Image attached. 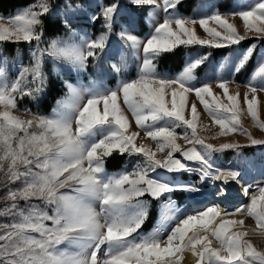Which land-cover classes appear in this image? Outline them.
Masks as SVG:
<instances>
[{
    "label": "snow or ice",
    "instance_id": "obj_1",
    "mask_svg": "<svg viewBox=\"0 0 264 264\" xmlns=\"http://www.w3.org/2000/svg\"><path fill=\"white\" fill-rule=\"evenodd\" d=\"M130 3L152 10V32L142 40L130 23L120 27L116 31L120 44L109 58L116 61L119 56L110 67L120 73L126 66L120 47L133 55L142 53L136 78L122 80L114 88L95 84L82 88L65 81L67 94L57 101L51 116L21 110L19 101L26 96L36 100L46 90V60L78 73L98 64L110 51V37L120 18L119 3L100 5L90 17L92 23L102 22L103 30L95 37L80 35L72 28L68 18L76 11L72 0L65 4L61 21L65 38L45 39L52 0H33L13 14L0 15V49L4 44H26L30 50V63H21L12 79L5 71L9 61L0 52V264H180L185 251L191 252L196 264H264V250H258L251 239L264 238V183H245L243 171L217 167L213 160L216 153L226 150L239 153L243 147L264 145V139L255 138L242 122L246 112L252 127L264 133L257 98L264 92V58L253 68L242 97L239 91L230 94L234 80L197 86V70L210 53L189 61L175 77L161 75L156 66L161 54L178 46L220 49L239 45L250 36L264 39V0L228 15L217 11L200 18L178 14L183 0ZM160 12L162 22H156ZM236 17L242 21L243 32L230 22ZM197 25L207 38L197 34ZM254 48L240 54L235 72L246 68ZM214 88L222 90V98ZM189 94H194L212 123L219 126L212 139L239 132L249 144L221 141L215 145L201 138L197 134V105L188 103ZM21 111L30 118L15 114ZM126 111L140 131H129ZM181 128L184 131L178 133ZM141 132L155 142V150L143 143L137 145ZM178 140L191 147H182ZM114 153L140 159L131 171L108 174L105 164ZM158 153L162 158H157ZM184 161L197 167L193 169ZM158 170L177 174L196 171L198 182H163L156 178ZM233 184L240 186L249 203L230 212L222 203ZM176 191L193 200L210 195L214 202L204 211L179 219L162 236L163 225L176 219L170 199ZM166 194L160 208L162 227L143 235L139 230L149 216L151 201H161ZM249 217L255 228L246 226Z\"/></svg>",
    "mask_w": 264,
    "mask_h": 264
},
{
    "label": "rangeland",
    "instance_id": "obj_2",
    "mask_svg": "<svg viewBox=\"0 0 264 264\" xmlns=\"http://www.w3.org/2000/svg\"><path fill=\"white\" fill-rule=\"evenodd\" d=\"M68 2L69 0H64L63 4L59 5V7L54 9L52 13L54 15L55 14L58 15L61 21L65 19V13H66L65 4ZM114 2H117L120 5V18L118 20L116 30L114 31L115 38L118 39L116 35V31H118L120 27L126 24H129V23L131 24V28L134 32L138 31V28H139L138 21H139L140 15H141V20L146 25V30L142 34H139V35L136 34V35L140 39L143 40L152 32L154 21L152 17L149 15V12L152 11L150 8H136L130 3V0H115ZM254 2L255 0H193L194 6H195V12L193 14L187 15L181 12H178V14L181 16H185V17L200 18V17H204L211 13L219 11L225 15H228L232 11L238 10L244 7L245 5H248ZM73 4L76 7V11L68 14V18L72 22V28L80 35L90 36L89 24L92 22L90 17L95 12H97L98 7L100 5H103L102 0H94V2L91 4H87L86 1H81V2L76 1ZM23 7L25 6L16 8L11 14L15 13L17 10L22 9ZM4 16H7V15H4ZM162 16H163L162 12L158 13V15L156 16V22H162ZM230 22H234L237 25V27L240 29V31L243 32L242 21H240L238 17H236L235 20H230ZM209 26H214V25L210 23ZM101 28H102V24H101ZM100 32L97 35H99ZM197 34L202 38H207V34L204 32L203 29L199 28L198 25H197ZM65 37H66V29L64 30L62 34L58 36L51 37V38H45V39L51 40V39L65 38ZM250 38L252 37L250 36ZM255 39L256 40L254 42H252L251 44L247 46H243V47H239L238 45L230 46L229 47L230 50L225 55H222L213 61L208 56V59L201 66V69L203 70L209 69V72H207L205 75H199L196 73L197 86H199L203 82H211L213 80H219V79L234 80L236 84L241 85V87L237 88L236 84H231L230 94H235V92L239 91L242 97L243 94L247 91V88L244 87V85H246L249 82L253 68L260 61L261 58H264V39H260V38H255ZM257 43H260V44L257 45ZM119 44L120 42L118 40L114 42V44L110 45V51L105 56L102 57L104 62L109 66L108 74H106V76H103V77L89 78L88 81L86 82L82 80V75L84 74V72L78 73L74 70H71L69 66L67 65L54 62L52 60H46L45 67H46V64H49L51 74L57 77L62 82L64 91L62 95L55 100L48 114L44 116H51L53 114V110L57 107V101L62 100L67 94L68 90L65 87V81H67L70 84L82 87V88H86L94 84L100 85L106 88H114L122 80H131V79L136 78L138 74L139 65L141 64L142 58H143L142 53L139 56L133 55L129 52V50L120 47V55L124 56L125 61H126V66L121 70L120 73H115L111 69L110 65L112 63L118 62L119 56L117 57L116 61L111 60L109 56L114 54L117 51V47ZM253 45L255 46L254 60H253V63L251 65V68L248 74L243 76L244 70L237 73L234 71V66L240 54L245 49ZM191 46H196V45H191ZM186 47H189V46H186ZM19 50H20L19 51L20 53L14 52L9 57L7 54L8 52L4 49V45L2 46V49H0V52H2V55L4 57H7L9 61L8 65L5 68V71L10 79L16 77L18 70L21 67V63L24 65H27L30 63V59H29L30 50L23 49L22 47H20ZM206 54H207L206 52H202V51H196L192 54L186 53L184 56L183 65L178 71H174V72L159 71V70L157 71L161 75H165L168 77H175L183 70V68L187 65L189 61L195 58H199L200 56L206 55ZM67 73H70L73 76V81H69L66 78ZM214 92L222 98V90L214 88ZM257 98H258V106L260 108L261 119L264 120V92L258 93ZM206 99L210 103H212L211 97H207ZM26 100L34 101L27 96L24 97L22 100L19 101V104H18L19 109L21 110L28 109V107L25 105ZM192 102H195L197 105V110L199 113L198 120H197V134L201 138H204L206 139L208 143H212L215 145H219L221 141H238L242 145L249 144V141L246 139V137L240 135L239 132L232 134L228 137H220L218 139H212L213 136L218 135L219 126L214 125L212 123L211 117H209L207 112H205L203 105L199 102V100L195 98L194 94H189L188 103L190 104ZM225 102H227L226 99H225ZM244 107L246 109V106ZM15 114L21 116V118L23 119L30 118V116L23 115L22 111L16 112ZM185 114L186 116H189V112L187 109H186ZM126 115L129 117V120L131 121V127L129 131H140V129L136 128L135 121L132 118L131 113L126 111ZM242 122H243L244 128H247L249 131H251L255 138L264 139V133L252 127L251 118L246 115V112H245V115L242 116ZM176 131L178 133H182L184 129L181 128V129H177ZM136 143L137 145H139L140 143H143L144 145L151 148L152 150H155L156 148L155 142H153L150 138H144L142 132H141L140 137L137 138ZM177 143H179L184 148L191 147V145H188L183 140H178ZM197 147L199 148L200 146L197 145ZM125 155H126L125 156L126 159L124 163L121 165V167L116 171L106 170L108 174H116L119 172L131 171L133 167H135L137 161L140 159L139 157H136V156H128L127 154ZM174 155L176 156V158H180L183 161V158L180 156L179 153H176ZM213 157H214L213 159L214 163L217 167H223V168L235 167L243 171L244 172L243 179L245 183H250L253 185L264 183V145L243 147L239 150V153H237L235 150H226L221 153H216ZM157 158H162V154L158 153ZM186 163H189L190 167H192L193 169L197 167V165L192 162H186ZM167 174L175 178L181 177L185 179L187 183H197L198 176H199V173L196 171L184 172V173H178V174L177 173H167ZM211 184H212L211 182H209L208 184L209 190L211 188ZM254 190L255 189H253V191ZM177 192H180V191H176L170 194V199L174 203L175 209H176L175 211L176 219L169 221L167 224L163 225L164 231L162 232V236H166L168 231H170L171 228L175 227L178 220L182 219L184 216L188 214L198 213V212L204 211L207 207H211V204L209 203L205 207L201 209H197L196 211H193L186 204L188 194L182 192L184 194V198L182 199V201H178L176 198H174V195ZM167 198H168V194H166V197L162 198L161 201H156V200L151 201L150 210L154 209L156 211V217L154 219L152 227L148 231H143L141 229L139 230L143 235H150L151 233L157 231V229H160L162 227L160 208H161L162 202H166ZM248 203H249V200H246L242 204L240 205L238 204L237 207H233V209L236 210L243 205H247ZM2 220L3 218H0V222H2ZM245 223L247 227L255 228V221L252 218L250 217L247 218ZM251 239L253 241L254 246H256L258 250H264V238H261L259 236H254ZM214 246H215V241H214ZM183 260H184V255H183V258L180 260V264H183Z\"/></svg>",
    "mask_w": 264,
    "mask_h": 264
},
{
    "label": "trees",
    "instance_id": "obj_3",
    "mask_svg": "<svg viewBox=\"0 0 264 264\" xmlns=\"http://www.w3.org/2000/svg\"><path fill=\"white\" fill-rule=\"evenodd\" d=\"M33 0H0V15H9L11 14L16 8L26 6ZM64 0H52V3L54 5V9L59 7V5L63 4ZM76 1H86L87 4H91L94 2V0H72V2ZM115 0H102V4L114 2ZM179 12L190 15L195 12V6L193 3V0H183L182 5L179 7ZM46 29H45V38H51L58 36L62 34L65 30L61 23V19L58 15L51 14L49 17L46 18L45 21ZM101 21H96L95 23L89 24L90 29V36L95 37L100 31H102L101 28ZM138 31H135V34H142L146 30V25L141 20V15L139 16L138 21ZM115 31V30H114ZM255 38H249L241 42L239 47L247 46L254 42ZM118 41L117 38H115V33L113 32L112 36L110 37L109 44L112 45L114 42ZM263 42V41H262ZM260 43H257L259 45ZM262 44V43H261ZM256 45V46H257ZM22 47L23 49H28L29 47L26 44L21 45H13V44H4V49L8 52V56L10 57L12 53L18 52L19 48ZM230 50L229 47L226 48H208L205 46H178L175 48L172 52L161 54L156 60V66L157 70L159 71H178L181 66L183 65L184 56L186 53H194L196 51H202L206 52L207 54L210 53L209 58L213 61L217 59L218 57L225 55ZM255 56V51L253 57L250 59L248 65L244 69L243 76L247 75L250 71L251 65L253 63ZM119 60V59H118ZM44 71L48 78V84L46 90L34 101H28L26 100L25 105L28 107V109L33 113H38L40 115H46L51 110L55 100L59 98L63 91L64 87L62 85V82L51 74L49 64H46V67H44ZM109 66L104 62L103 58H101V61L96 65H90L89 70L85 71L82 75L83 81H88L89 78H98L103 77L108 74ZM207 72H209V69H201V67L197 70V74L199 75H205ZM66 78L69 81H73V76L70 73H67ZM126 155H118L113 154L112 157L107 158L105 168L108 171H116L118 170L121 165L124 163ZM174 198H176L178 201H182L184 198V194L182 192H177L174 195ZM156 217V211L154 209H151L149 212V216L146 219L144 225L142 226L141 230L148 231L154 222V219Z\"/></svg>",
    "mask_w": 264,
    "mask_h": 264
},
{
    "label": "bare ground",
    "instance_id": "obj_4",
    "mask_svg": "<svg viewBox=\"0 0 264 264\" xmlns=\"http://www.w3.org/2000/svg\"><path fill=\"white\" fill-rule=\"evenodd\" d=\"M214 159V157H213ZM159 175L156 176V174H153L158 179H162L165 182L174 183V184H186L187 181L181 177H171L166 172L162 170H158ZM218 183V182H217ZM213 190V185L211 184L210 191ZM249 200L248 197L244 196L243 193L240 190L239 185H230V195L226 200L223 201L222 207L226 209L227 211H235L233 207H237L238 204H242L244 201ZM213 197L212 196H206V197H200L196 200L190 199L187 197L186 204L188 207H190L193 211H196L197 209H201L208 205L209 203L211 206L213 205ZM236 219H241L243 217L237 216ZM184 260L183 264H196V258L192 256L191 252L185 251L184 252Z\"/></svg>",
    "mask_w": 264,
    "mask_h": 264
}]
</instances>
